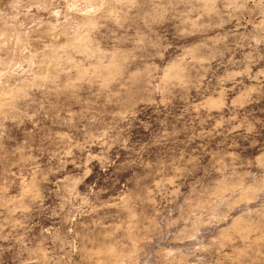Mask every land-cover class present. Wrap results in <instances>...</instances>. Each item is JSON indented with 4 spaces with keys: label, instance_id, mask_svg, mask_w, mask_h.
<instances>
[{
    "label": "clouds",
    "instance_id": "1",
    "mask_svg": "<svg viewBox=\"0 0 264 264\" xmlns=\"http://www.w3.org/2000/svg\"><path fill=\"white\" fill-rule=\"evenodd\" d=\"M0 264H264V0H0Z\"/></svg>",
    "mask_w": 264,
    "mask_h": 264
}]
</instances>
